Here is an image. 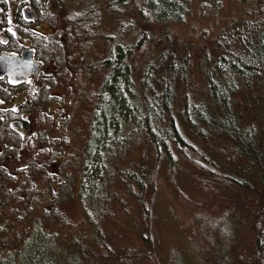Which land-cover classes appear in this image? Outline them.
<instances>
[{"label": "trees", "instance_id": "16d2710c", "mask_svg": "<svg viewBox=\"0 0 264 264\" xmlns=\"http://www.w3.org/2000/svg\"><path fill=\"white\" fill-rule=\"evenodd\" d=\"M139 1L142 6L136 7ZM27 2L37 11L56 12L57 25L66 34L65 55L73 56L80 40L75 24H95L104 14L112 29L108 39L113 44L117 40L103 63L106 74L93 85L89 139L74 165L80 167L81 195L88 198L83 206L105 200L111 189L104 185L114 180L125 184L128 200L117 203L126 212L136 208L128 226L141 245L126 247L112 241L89 208L85 217L92 228L89 250L80 243L81 229L76 233L77 248L89 253L91 260L99 259L98 264H243L245 260L264 264V17L223 29L212 47L193 55L191 45H178L168 34L160 38L154 30L156 23L181 21L187 12L184 0ZM127 14L132 26L137 17L144 22L128 45L121 37L125 24L114 32L115 22ZM137 48L141 56L135 55ZM194 72L203 80L198 87L205 96L192 92ZM244 87L249 95L242 93ZM136 131L145 136L148 147L140 143V149L128 151ZM213 148L217 150L212 152ZM163 171L169 185L162 186ZM104 172L106 180L101 182ZM212 190L215 194L210 196ZM120 194L126 197L124 191ZM172 200L187 206V221L177 224L185 241L167 246L164 260L158 221L164 224L173 217L170 208L165 213L159 209ZM20 211L27 213L24 208ZM31 233L3 249L30 241ZM3 249L0 264H8ZM31 249L32 264L40 252L45 264H55L54 254L45 256L43 243ZM50 257L52 261H47Z\"/></svg>", "mask_w": 264, "mask_h": 264}, {"label": "rangeland", "instance_id": "374dc122", "mask_svg": "<svg viewBox=\"0 0 264 264\" xmlns=\"http://www.w3.org/2000/svg\"><path fill=\"white\" fill-rule=\"evenodd\" d=\"M77 1V0H76ZM187 6V12L181 21L161 22L154 25V30L157 32L158 37L163 38L165 34H168L170 38L178 45L189 44L192 46L193 55L197 53L203 47L210 48L214 45L217 36L220 32L232 25L238 24L243 21H250L256 18L264 17V0H184ZM2 2V17L0 10V47L1 49L11 48L15 50L18 47L17 39L15 36L8 33L13 38V42L9 44L11 39L6 43L4 36L2 35L3 27L12 30L15 35H25V32L20 28H14L17 24H26L23 22V18L18 19L16 17V10L25 7L23 0H1ZM79 5V4H78ZM142 6V2L139 1L136 7ZM26 8V13L30 12L29 7ZM43 8V7H41ZM137 15V10L134 9ZM56 12L48 11L45 9L38 10V24L41 25L40 29H36V32L30 34L31 42L38 48L37 60L42 61L43 64L49 63L52 49L59 48L58 42L52 40L54 34V25H57ZM26 18V17H25ZM27 19V18H26ZM138 23L133 21L131 25L130 14L124 15L123 18H119L114 24V32L118 25L125 24L126 29L122 39L126 44L135 41V31L139 25H144L142 19L137 17ZM34 25V24H32ZM79 26L75 24L76 30L80 34V40L78 45L75 46L72 51L74 55H62L66 61L59 63L63 68V78L65 83H71V87L68 89L66 96L63 100L65 108V123L66 133L62 147L58 143H52L50 147L42 151L49 153L51 156V165H37L29 167L23 176L14 175L12 178L8 174L0 172V250L4 248V244L14 245L19 237H25L28 233L31 240L27 242H19L15 248L4 250V256H8V264H32L31 255L34 252L32 247H37V244L43 243L45 245V256L54 254V263L57 264H90V262L98 264L99 259H90V254H84L81 249L77 248L76 233L78 229H81L80 243L84 248H88L90 245V237L87 236L92 232L90 222L86 220V212L89 208L94 210L95 216L98 217L100 226L111 235L112 241H117L126 247H136L141 245L139 236L129 229L128 221L131 219V214L136 211L135 207H130L128 212L121 208L117 202L127 201L128 194L125 191V184L118 182L110 178L113 182H110L105 187L109 186L107 190L111 189L104 195L105 200L98 203H91L88 206H83L88 202V198L85 195H81L80 192V167L76 168L74 165L75 160L79 159L83 155L84 146L89 139V126L90 118L93 112L92 105L93 99H90V94L97 83V79L106 74V70L103 68V63L110 52L113 50L114 44L109 41L108 36L112 29L110 28V21L104 14L102 19L90 25L82 24ZM43 33V35L39 34ZM62 35V41H66V34L63 30L58 35ZM57 34V33H56ZM158 41L159 39H155ZM9 45V46H8ZM163 43L158 44V49L161 48ZM148 47V44H146ZM154 50L150 52L155 53ZM142 51L136 49L135 55L141 56ZM79 61L78 65H70L68 61ZM88 63V64H87ZM87 64V66H86ZM91 65V68H90ZM90 68V69H89ZM50 71L46 70L41 75H45L50 79L51 86H55V78ZM77 73V74H76ZM196 79V81H195ZM56 80L58 81L57 77ZM203 80L200 74L194 72V83L192 85V92H199L202 95H206V92L200 90L198 87ZM99 82V81H98ZM197 82V83H196ZM241 88V87H240ZM52 91L62 94V89H56L52 87ZM242 93L247 94L250 92L248 88H242ZM35 101L38 110L35 112L37 116L36 124L40 121L51 122L53 118L47 116L48 103L44 97H40L38 93L35 95ZM55 104L53 108L57 107ZM45 110V112H43ZM55 127V126H53ZM52 127V128H53ZM64 129V128H63ZM38 137V135H35ZM131 142L132 148H128L131 151L140 149V143H146L145 136L140 131H136L132 134ZM200 142V141H199ZM201 143V142H200ZM217 149L213 148L212 152ZM137 151V150H136ZM133 160H136V154L130 153ZM218 155V153H216ZM46 154H40L38 160L41 163ZM115 159V158H114ZM112 160V159H111ZM120 166L117 170L122 169ZM185 168V165H184ZM107 171V170H106ZM97 177L100 176L99 171L96 172ZM107 173L101 175L102 180H106ZM21 179H20V178ZM64 177L65 180H64ZM163 178V185H169L164 180V171L161 173ZM8 186L11 190L8 189ZM169 190V189H168ZM106 189H104V192ZM121 191L126 193V197L120 194ZM14 194V195H13ZM215 191H210L209 195H214ZM8 196V197H7ZM15 196L16 200H13ZM18 196V197H17ZM35 197V198H34ZM13 200L11 203L8 201ZM32 200L25 203L26 200ZM34 199V200H33ZM5 202V203H4ZM154 203V202H153ZM152 203V204H153ZM20 208H24L26 214L20 211ZM170 208L173 219L166 221L164 224L158 221L157 234L160 239V244L163 249L161 257L164 260L168 258V251L165 250L167 246L176 244L181 245L185 238L180 237L179 228L177 224L187 221L188 211L186 204L179 200L164 201L162 207L159 209L162 213ZM110 217V218H109ZM36 223H40L43 229ZM12 226L14 228H12ZM183 226L181 225V228ZM34 228V229H33ZM33 230V231H32ZM189 230L188 229H184ZM56 236V240L51 236ZM251 239H254V232H251ZM28 237V238H29ZM27 238V239H28ZM89 241V243H85ZM191 238V237H190ZM66 247V249H65ZM76 247V249H75ZM54 250H58L59 253H53ZM76 251V253H75ZM9 254V255H8ZM29 254V255H28ZM79 255V256H77ZM78 257V260L76 257ZM47 261H52V258H47ZM90 261V262H89ZM46 259L42 252L38 254L35 264H45ZM231 264H236L232 262ZM243 264H249L248 260H245Z\"/></svg>", "mask_w": 264, "mask_h": 264}, {"label": "flooded vegetation", "instance_id": "af4514ba", "mask_svg": "<svg viewBox=\"0 0 264 264\" xmlns=\"http://www.w3.org/2000/svg\"><path fill=\"white\" fill-rule=\"evenodd\" d=\"M25 4V7H29L35 14L30 18L26 16L25 7L17 9L15 11L16 17H19L18 19L23 18V22L26 24L14 26V28L22 29L25 35H15L12 30L3 27L2 35L6 40L5 42L7 43L9 39H11L9 44L13 42V38L8 35L9 33L17 39L18 47L15 50L10 47L5 49L0 47V56L7 55L16 58H21L24 52L33 50L31 57L39 65V71L36 74H30L22 79L14 77L10 72L0 75V172L8 174L12 178L14 175H25V171L29 167H34L35 164L49 165L51 161L50 151L49 153L42 151L50 147L52 143H58L62 147L66 133V126L64 125L65 108L63 106L66 103L63 100L67 98L66 93L72 85L65 83L60 77L64 73L63 68H65L59 64L61 60L65 62L62 57L65 55V41H62L61 33L58 35V30L60 32L63 28L60 25H54L52 40L54 42L59 41V48L57 50L52 49L49 63L43 64L42 61H38V48L33 45L30 36L31 33L36 32V29L41 28V25L38 24V11L31 3ZM0 10L2 17L1 0ZM39 34L43 35V33ZM46 70L50 71L49 74L55 78L57 83L55 86H51L50 79L41 75ZM52 87L55 90L62 89V94L53 92ZM36 93L40 97H44L48 103L46 113L49 118H53V121L47 122V124L45 121L36 124L35 112L39 108L35 101ZM55 104L58 105L53 108ZM40 154H46L41 163L38 160ZM8 189L11 190L9 186Z\"/></svg>", "mask_w": 264, "mask_h": 264}, {"label": "water", "instance_id": "95a60500", "mask_svg": "<svg viewBox=\"0 0 264 264\" xmlns=\"http://www.w3.org/2000/svg\"><path fill=\"white\" fill-rule=\"evenodd\" d=\"M33 11L27 12V17H33ZM34 51H27L21 58L14 56H0V75L10 72L14 77L22 79L30 74H36L39 71V65L33 61L31 54Z\"/></svg>", "mask_w": 264, "mask_h": 264}]
</instances>
